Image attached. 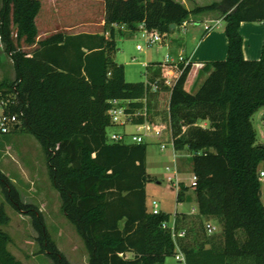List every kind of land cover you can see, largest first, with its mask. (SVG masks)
I'll list each match as a JSON object with an SVG mask.
<instances>
[{
    "label": "trees",
    "instance_id": "16d2710c",
    "mask_svg": "<svg viewBox=\"0 0 264 264\" xmlns=\"http://www.w3.org/2000/svg\"><path fill=\"white\" fill-rule=\"evenodd\" d=\"M40 8L38 0H0V44L14 70L12 83H0V103L4 114L20 115L11 133L20 130L40 145L60 211L81 238L88 264H165L177 250L185 264H264V141L252 123L264 109V42L260 59L247 61L239 34L241 23L264 22V0H220L191 10L175 0H104L103 35L56 33L28 54L19 43L35 44ZM214 12L225 23L226 59L203 63L198 74L205 78L194 93L184 88L187 67L169 94L172 147L192 152L198 205L195 215H176L175 230L185 235L174 243L162 228L170 214L146 206L147 144L108 142L107 130L115 127L107 113L111 102L129 101L125 112L134 113L145 95L144 83L126 82L124 66L114 60L115 26L135 32L143 25L168 36L170 25ZM159 65L148 67L150 82L159 78ZM143 122L142 116L132 119ZM0 188L16 212L31 218L40 253L53 264H70L42 215L20 202L2 172ZM179 188L181 202L186 188ZM205 219L220 227L218 237L207 233ZM9 220L0 207V264H22L1 229Z\"/></svg>",
    "mask_w": 264,
    "mask_h": 264
},
{
    "label": "rangeland",
    "instance_id": "374dc122",
    "mask_svg": "<svg viewBox=\"0 0 264 264\" xmlns=\"http://www.w3.org/2000/svg\"><path fill=\"white\" fill-rule=\"evenodd\" d=\"M199 6L210 4L214 0H196ZM100 17V15H99ZM95 15L92 19H97ZM79 24H87L85 27H79ZM98 21L91 23L77 22H47L41 20L37 22L38 29L41 32L46 30L52 35L57 32L73 34L77 31L88 33L98 32L96 28ZM203 22H187L184 31L177 28L173 34L177 41L183 38L196 35L203 32ZM225 23L220 21L218 31H224ZM194 33V34H193ZM138 28L135 32L117 31L115 42L117 52L114 60L116 63L124 66L125 81L128 83H141L149 81L145 78L146 70L143 65L149 63L162 62L167 54L170 53V47L167 39L162 44H155L151 47L145 46V37ZM171 42V40H170ZM21 49L30 54L33 50L30 47L19 43ZM143 48L137 51L136 47ZM188 46H191L188 44ZM2 48V46H1ZM2 59L6 62L0 63V83L5 81L12 83L14 80L13 66L10 59L2 52ZM160 78L163 72L160 68ZM199 71H191L187 77V91L194 93L205 75L199 76ZM149 75H147L148 77ZM158 78V79H160ZM157 79V80H158ZM150 118L152 123H167V106L169 101V89L164 88L158 94L149 97ZM1 113V108H0ZM264 109L260 108L253 116L252 123L257 133L258 141H264L261 134H264L263 123ZM202 127L207 123L202 122ZM132 134L135 128L126 124L124 127H113L107 130V134L122 133ZM130 137L126 138L129 141ZM146 171L148 182L145 185L146 206L148 211L152 210V203L156 202L161 212L174 215L191 214L198 212V205L195 200L194 188L192 187V152L185 149L182 152H175L169 136L165 135L162 139H146ZM164 144L165 149L161 150L160 145ZM167 168L169 170H167ZM176 170L180 185L186 188L184 199L177 201L179 187L167 181L172 177L173 170ZM0 172H2L11 182L17 193L18 199L25 205L35 207L42 215L46 231L55 243L57 249L64 255L70 264H88V254L84 248L81 238L76 234L74 227L65 219L60 211V200L58 194L50 185L47 177L44 156L38 142L29 134L18 130L15 133L0 136ZM261 182L264 177H260ZM0 207L3 208L9 217V223L1 229L7 233L11 239L8 244V250L22 264H53L44 253H40V245L37 241L38 234L32 226L31 218L25 214L16 212L6 201L0 188ZM205 225L214 228L212 237H218L221 233L220 227L214 220L205 219ZM165 264H180L174 258H168Z\"/></svg>",
    "mask_w": 264,
    "mask_h": 264
},
{
    "label": "crops",
    "instance_id": "0c3cea01",
    "mask_svg": "<svg viewBox=\"0 0 264 264\" xmlns=\"http://www.w3.org/2000/svg\"><path fill=\"white\" fill-rule=\"evenodd\" d=\"M38 1L41 4V8L35 18V26L37 28V38L35 40V44L30 47L32 50H34L37 47L36 44L38 42L43 41L52 35L46 30H42L41 32L39 31L37 22L41 20L42 21L45 20L47 22L73 21L77 23H91L98 21V24L95 25L97 29L98 28L100 29V31L98 32L88 33L81 30L73 34H66V33L63 34L66 35H79V34L103 35L104 34L103 33L104 13H105L104 0H38ZM175 1L182 4L188 10L193 9L196 5L199 6L196 0H175ZM218 1L220 0H214L212 2H218ZM95 15H97L98 17L97 19L99 20L92 19ZM196 20L197 22H203L206 23V25H209V23L213 21H217V20L221 21L222 18H219L218 14L214 12V13L201 14L196 17ZM86 25L87 24H79V27H85ZM138 27L140 29V25ZM176 29L177 28H175L168 36H166L167 39L166 42H168L171 53L167 55L170 56L172 59L175 60L179 54H182L186 59H188L193 64L196 63L203 64L214 61H223L226 59L227 39L225 37L224 31H218L217 28H215L210 32H205L203 28L202 33H197L196 35L191 34L190 36L183 38L182 41H177V38L175 39L173 34V32ZM124 30H127L126 27L124 26H115V32L124 31ZM127 32L129 31L127 30ZM57 33H62V32H57ZM239 34L243 40V45H242L243 58L247 61L259 60L261 56L262 45L264 42V22L241 23L239 26ZM188 44L191 46H188ZM2 52L3 51L0 44L1 64H3V62L4 63L6 62V60L2 59L1 57ZM150 64L152 63L147 64V66ZM147 72L148 69L146 70L145 73L146 79L148 78L147 75H149L148 74L149 72L148 73ZM187 80L184 86L186 91H187L186 89ZM184 215H189V214H184ZM127 257H131V254H127Z\"/></svg>",
    "mask_w": 264,
    "mask_h": 264
},
{
    "label": "built area",
    "instance_id": "2783aa9c",
    "mask_svg": "<svg viewBox=\"0 0 264 264\" xmlns=\"http://www.w3.org/2000/svg\"><path fill=\"white\" fill-rule=\"evenodd\" d=\"M220 25V21H213L209 23V25H205L204 31L210 32L215 28H218ZM186 23H183L180 27L181 31L185 30ZM140 30L142 31V35L145 37V46L151 47L155 44H162L164 43L166 39V34H161L158 31H148L144 29L143 25H140ZM137 51H142L143 48L140 46L136 47ZM144 67H147V65H143ZM190 67L189 74L191 71H199L202 69L203 64L191 63L188 59H186L182 54H179L178 57L174 60L170 56H166L164 60L160 63V68L163 72V76L158 79L157 81L150 82L145 81L144 87H145V95L142 99L143 108L141 111L134 112V113H126L127 106L129 104V101H117L114 100L111 102V107L108 110V116L111 120L112 125L115 127H124L126 124H130L135 128V132L132 134H127L125 132L122 133H112L108 135V142L109 143H134V144H142L147 143L146 139L155 138V139H162L165 135L169 136V142L172 145V139L170 136V129H169V123L167 121L166 124L156 122L152 123L147 120V101L148 97L150 95H156L159 92L162 91V87L170 90L173 88L177 80L182 75L183 71ZM169 102V101H168ZM4 103H0L1 110L4 107ZM168 111V106H167ZM138 116H142L144 119V122L142 124H132V119ZM19 117L18 114H4L3 111L0 113V136L7 135L11 133V131L16 128L19 124ZM130 137L129 141L126 140V138ZM160 149L164 150L165 145L161 144ZM167 170H169L167 168ZM173 176L168 177L167 181L175 185L176 187H179L180 182L177 178V171L174 169L172 172ZM260 177H264V173H260ZM196 184V178L193 176L192 178V187H194ZM152 213L158 214L160 210L158 209V205L156 202L152 203ZM194 212L192 210L190 215H193ZM177 215V214H176ZM170 217V220L167 223L162 224L163 229H168L171 233V237L174 243H176L177 238H182L185 235V231H176L175 230V217ZM206 231L209 235H212L214 232V228L206 225ZM175 260L181 264H185L184 256L177 250V254L175 255Z\"/></svg>",
    "mask_w": 264,
    "mask_h": 264
},
{
    "label": "water",
    "instance_id": "95a60500",
    "mask_svg": "<svg viewBox=\"0 0 264 264\" xmlns=\"http://www.w3.org/2000/svg\"><path fill=\"white\" fill-rule=\"evenodd\" d=\"M169 29H170V31H173V30L175 29V25H173V24L170 25V26H169Z\"/></svg>",
    "mask_w": 264,
    "mask_h": 264
}]
</instances>
